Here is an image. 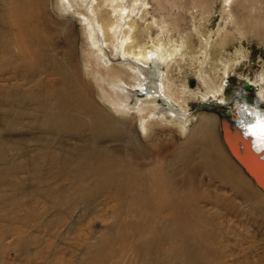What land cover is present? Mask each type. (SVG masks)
Returning <instances> with one entry per match:
<instances>
[{"label": "bare ground", "instance_id": "1", "mask_svg": "<svg viewBox=\"0 0 264 264\" xmlns=\"http://www.w3.org/2000/svg\"><path fill=\"white\" fill-rule=\"evenodd\" d=\"M210 1L0 0L5 7L0 9V65L6 68L0 67V81L10 84H0L6 127L25 120L29 129L46 135L32 141L39 163L47 166L45 174L56 182L43 185L52 191L54 205L66 193L75 205L84 193L91 196L89 206L82 202L85 213L114 202L110 211L118 229L105 243L102 235H91L93 245L84 241L82 264H261L256 257L225 262L199 204L205 200L199 181L179 175L198 152L202 171L245 189L214 142L213 116L189 114L188 100L196 95L188 91L185 74L193 73L203 87L200 100L227 99L226 79L248 57L242 39L249 34L264 43V0H221V23L206 30ZM50 6L57 14L48 11ZM66 13L80 22V72ZM232 40L238 46L231 52L226 45ZM248 80V88L259 91L253 99L236 94L230 116L247 110V121L257 122L250 130L263 131L264 68ZM193 120L180 151L168 162L159 161L158 131L185 135ZM3 140L0 133V149L7 145L21 158L28 153ZM97 192L105 193L101 205ZM243 195L248 198L249 192ZM253 204L264 216V204ZM100 243L104 253L97 251Z\"/></svg>", "mask_w": 264, "mask_h": 264}, {"label": "rangeland", "instance_id": "2", "mask_svg": "<svg viewBox=\"0 0 264 264\" xmlns=\"http://www.w3.org/2000/svg\"><path fill=\"white\" fill-rule=\"evenodd\" d=\"M209 6L210 17L205 23V29L215 30L221 23V0H211ZM246 7L249 8V5ZM0 9L4 11L5 7ZM48 11L57 14L52 6L50 9L48 7ZM239 12H241L240 8ZM68 13L63 18H68L73 23L74 64L80 72L83 47L80 22L76 15ZM241 42L248 50V57L237 65L226 79L228 82L225 86L227 99L221 100L219 97L213 100L212 96H209L205 101L200 100L203 95L199 91L203 90V87L193 73L187 72L185 77L188 91L192 90L196 95L188 100L189 114L192 117L201 113L213 116L211 132L214 142L234 170L235 180L237 178L240 183L243 181L246 190H238L221 178L213 177L208 169L202 171L198 152L193 154L195 155L194 161H189V166H183L184 171H181L179 175L191 174L199 181L197 189L200 195H205V200L199 204L211 221L209 228H213L217 234L214 248L221 250L225 262L231 263L235 257H238L241 260L246 258L251 261L257 258L261 264H264V216L259 215L253 204L255 201L264 204V193L253 184L230 157L222 142L219 126L220 116L230 115L236 94L242 92L244 97L253 99L259 91L257 86L246 88L244 85L251 83L248 79L264 68V43L249 34L245 35ZM236 46L238 42L232 40L228 42L226 48L232 52ZM0 67L6 69L1 65ZM173 74L175 78L177 76L181 78L179 72L175 71ZM0 84L10 85L8 81H0ZM89 96L91 97V93ZM95 101L100 105L104 104L96 96ZM203 103H212V108L202 106ZM7 120L8 117L0 113V128L3 129L0 130L2 140L17 142L15 146L19 149H27L28 153L21 158L16 156L17 150H10L7 145L4 149H0V264H82L85 257L84 241L93 245L97 242L93 237L99 238L102 235L103 243H105L107 236L118 229L116 216L110 211L114 202L106 203L101 210L85 213L82 202L89 206L91 196L84 193L85 199L75 205L71 195L66 193L61 194L59 201L54 205L52 197L48 196L52 191L43 189V185L52 180L45 174L46 164L39 163L38 159L41 157H38V151L33 149L34 142L32 141L37 138L43 141L46 135L34 128L29 129L30 124L25 123L24 118L23 125L14 123L10 129L6 127ZM194 121L189 124L185 135L179 136L177 131L173 130L171 137L169 131H158L160 141L157 155L161 158L159 161L168 162L174 154L180 151V145L191 130ZM137 130H139L138 127ZM151 154L155 157L152 152ZM32 157L34 159L29 162ZM67 183L68 181H65L63 185L67 186ZM55 184L56 182H52V186ZM39 190L45 191L39 192ZM247 191L249 192L248 198L243 195V192ZM94 196L100 205L104 202L105 193L97 192ZM91 205H95L94 200H91ZM16 213L25 217L17 219ZM118 219L121 220L119 217ZM22 220H26L29 225L25 226L20 223ZM18 232L20 234L17 235ZM21 236L25 237L20 238ZM26 238L28 240H24ZM103 243L97 245V251L101 253H104ZM235 264L241 263L235 262Z\"/></svg>", "mask_w": 264, "mask_h": 264}, {"label": "water", "instance_id": "3", "mask_svg": "<svg viewBox=\"0 0 264 264\" xmlns=\"http://www.w3.org/2000/svg\"><path fill=\"white\" fill-rule=\"evenodd\" d=\"M249 86L245 84L244 87ZM201 105L212 108L210 103ZM239 111L232 116H220L221 139L230 157L252 180L253 184L264 193V144L261 142L264 141V130L256 132L250 130L257 127V122L247 121L246 116L249 115L247 110L243 113L244 115Z\"/></svg>", "mask_w": 264, "mask_h": 264}]
</instances>
